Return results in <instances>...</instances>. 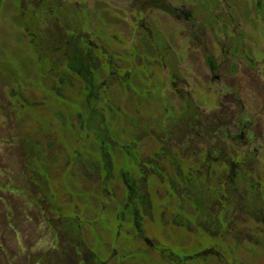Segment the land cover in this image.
Instances as JSON below:
<instances>
[{
	"label": "rangeland",
	"instance_id": "obj_1",
	"mask_svg": "<svg viewBox=\"0 0 264 264\" xmlns=\"http://www.w3.org/2000/svg\"><path fill=\"white\" fill-rule=\"evenodd\" d=\"M56 1L62 5L63 17L58 14L52 20L49 15H55L45 13L36 2L0 0V264L88 263L84 255L77 256L78 250L73 253L67 232L61 229L74 224L100 264H264L263 223L247 220L245 215L238 218V212L231 215L230 230L243 233L244 238L233 255L222 261L175 257L179 244L199 254L224 245L218 239L217 244L197 249L200 235L163 226L160 208L152 211V217L143 213L147 241L138 238L136 226L124 224L118 229V217L130 221L132 216V211L122 210L125 179L135 178H124L122 173L132 164L115 145L100 152L94 141L100 116L84 107L86 102L95 103L87 97L99 96L95 108L102 111L106 123L114 132L122 127L123 136H130L132 128L126 129V121L121 124L119 117H112L115 111L128 121L136 111L144 117L161 114L166 123L169 117H189L186 110L191 104L201 120L213 118L220 124L215 129L217 138L226 143L229 159L238 153L241 159L251 160L254 181L264 184V0ZM32 12L41 18L36 20L37 27L32 26L35 33L48 36L55 49L60 38L81 35L114 56L118 80L107 79L111 71L105 61L102 74L92 80L97 94L83 99L81 82L69 75L64 61L55 68L65 75L64 90H60L62 78L37 61L31 47V36H36L21 25L33 20ZM43 37L39 43L44 44ZM151 38L162 45V54L146 62L140 56L136 62L138 50L151 51ZM51 60L57 62L53 56ZM129 71L136 76V92L121 84ZM192 135L181 153L189 154L194 147L205 157L204 134ZM140 148L146 157L157 150L151 141L142 142ZM104 153L111 158L115 176L106 184L107 191L114 193L106 191L103 200V178L100 183L95 172L83 166H94ZM36 154L39 182L35 181ZM101 166L105 169L103 162ZM160 195H154L156 203ZM227 242L234 247L233 241Z\"/></svg>",
	"mask_w": 264,
	"mask_h": 264
},
{
	"label": "trees",
	"instance_id": "obj_2",
	"mask_svg": "<svg viewBox=\"0 0 264 264\" xmlns=\"http://www.w3.org/2000/svg\"><path fill=\"white\" fill-rule=\"evenodd\" d=\"M29 1L38 3L45 13L55 15H49L52 20H55L58 14H61V18L63 17L62 5L56 0ZM167 9L169 11V8ZM22 11L24 10H21L20 18L23 17ZM37 11L40 12V10ZM32 13L33 20L35 21L27 19L21 25L26 27L29 34L33 32L36 36H31V47H33L34 52L39 57L37 61H41L44 67L51 68L50 74L62 78L58 82L60 90H64L63 81H65V75H60L61 72L58 73L59 69H55L59 66L58 63L63 65L66 63L69 75L78 77L81 82L79 95L83 99L90 93L97 94L98 87L92 85V80L97 79L98 75L102 74V68L100 67L104 65L105 61L107 68L111 71L108 72L109 76L107 79L112 81L118 80L114 78L118 69L114 66V56L105 52L100 46H95L93 40L88 36L80 37L81 35H78V38L75 39L73 37L60 38L59 48L55 49L54 41L46 39L48 36L45 38L41 34L35 33L33 27L38 26L37 21L41 22V18L36 17L35 12ZM58 35L59 32L56 36ZM42 37L45 39L44 44L39 43V39ZM151 43L158 50H154L153 47H151V51L149 52L138 50L135 58L136 62L137 57L140 58V56L145 61V59L155 60V55L160 56L162 54V45L154 38H151ZM51 56L57 59L55 64H53ZM118 72L121 73V71ZM141 72L143 71L141 70ZM130 73L129 71L128 77L127 75L125 77L122 76L120 81L124 88L133 87L136 92L137 87L134 86L136 76L132 77ZM13 76L15 78L18 77L14 73ZM105 84L110 87L108 82ZM56 97H64L65 99V96H61V94H57ZM89 98H93L95 103L88 104L86 102L84 107L86 106L89 113L91 112L100 116V126L94 132V141L98 142L97 145L100 148V152L102 153L108 146L115 145L120 149V153L125 156V159L132 164V167L122 174L135 177L132 180L126 179L127 183H125V186L127 189L122 194L124 196L122 199V202H124L122 210L124 213L127 210L132 211V216L130 217V221H128L123 215L124 213H122L120 216L123 215L124 217L117 218L118 221H121L117 222L118 229L123 228L125 225L136 226L138 238L140 237L143 241L147 240L146 232L143 231L142 218L145 217L143 213L148 212V216L152 217V211L155 208H160L162 209L161 218L164 222H162L163 226H171V228L178 230L182 234V230H185L189 234H197V237L200 235V245L196 247L197 249L205 247L210 243L217 244L218 239L224 245L223 247L214 246L212 251L208 250L205 254H199V252L185 251L179 244V251L175 254V257L182 258L183 260L190 257L192 259L202 258L204 261L214 257L222 261V259L228 257L226 255H233L234 249L238 248V243L244 238L243 233L233 234V231L230 230L232 226V213L238 212V218L245 215L247 220L254 222L261 221L264 226V184L254 181L253 173L251 172L252 168L250 167L252 165L251 160L241 159L238 153L229 159L226 143L223 138H217L215 129L220 128V124L215 119L201 120L197 109L191 104L187 106L186 110V113H191L189 117L186 114H184V117L181 115L179 118L176 117L171 120V117H169V122L166 123L161 114L155 118L153 116L144 117L136 111L137 115L135 118L128 121L121 117L119 111H115L112 117L115 115L119 117L121 124H124L123 122L126 121L127 123L124 125L126 129L132 128L130 136H123V128L120 127V130L118 129L114 132L113 127L111 129V125L106 123L102 111L95 108L97 102L100 101V97L96 95L87 97L86 99ZM83 111V109L78 110L79 115ZM74 118H76L75 115L71 120L72 126ZM86 122H88L87 118ZM108 122L110 123L111 120H108ZM163 122L164 124H162ZM212 123L213 125H211ZM203 129L206 130L202 131ZM193 130L196 131L193 132ZM189 132L190 134L187 135ZM192 134L198 138L204 134L203 140L206 139L204 143L206 144L205 150L207 152L205 157H200L201 151H195L194 147L190 148L189 154L181 153L189 147ZM144 141H151L153 146L157 148L156 152L150 156H144L140 148V145ZM178 145L184 149L180 150ZM95 147L97 146L95 145ZM101 158L102 160L95 163L94 166L90 165L87 167L85 165L83 168H89L90 171L95 172V174L98 172V175L102 176L99 182L102 183L104 181L103 197L101 196V199L104 200V193L107 191V180L112 181L115 175L112 172L111 158L105 153L102 154ZM190 158L191 160L188 161L187 159ZM78 159L80 160V158ZM244 160H246L248 165H245ZM102 162L105 165V169L101 166ZM136 166L137 169L135 170ZM107 192L109 195L114 193L111 190ZM157 193L162 194L157 199L158 203L154 199V195ZM69 226L70 228L73 227V230L67 229L66 225L61 229L67 232L66 238L69 244L73 246L71 247L73 253H76L75 250H78L79 254H76L79 258H82L84 255L85 260L90 259L88 263L80 260L79 264H100L97 261L96 255L91 253L85 246L86 244H83L84 240L78 229L79 225L74 224ZM262 235L264 240V232ZM206 236L212 239V241L209 242ZM251 238L250 236L248 241H251ZM228 240L233 241L234 247L228 246ZM82 244L85 246L83 250ZM222 249L225 251L221 252Z\"/></svg>",
	"mask_w": 264,
	"mask_h": 264
},
{
	"label": "flooded vegetation",
	"instance_id": "obj_3",
	"mask_svg": "<svg viewBox=\"0 0 264 264\" xmlns=\"http://www.w3.org/2000/svg\"><path fill=\"white\" fill-rule=\"evenodd\" d=\"M35 162H36V164H37V166L35 167L36 168V180L35 181H38V178L40 177V172H39V165H38V162H39V160H38V154H36L35 155ZM35 168H34V171H35ZM81 172V171H80ZM96 177L98 178V179H101V176L100 175H98V172H96ZM123 177L125 178V175L123 174ZM126 180V179H125ZM37 188H38V190H39V184L38 183H36V185H35ZM39 193H44V192H39Z\"/></svg>",
	"mask_w": 264,
	"mask_h": 264
}]
</instances>
